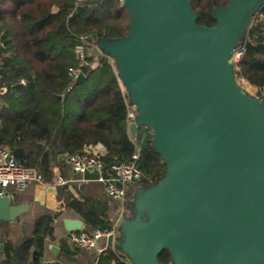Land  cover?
I'll use <instances>...</instances> for the list:
<instances>
[{"label": "water", "instance_id": "1", "mask_svg": "<svg viewBox=\"0 0 264 264\" xmlns=\"http://www.w3.org/2000/svg\"><path fill=\"white\" fill-rule=\"evenodd\" d=\"M121 2L128 33L98 38L92 52L112 61L136 111L130 135L151 129L166 169L160 181L136 185L109 245L130 264H164V250L167 264H264V100L236 74L264 0L215 6L212 26L199 22L191 0ZM31 207L0 197V222ZM64 225L81 231L84 222Z\"/></svg>", "mask_w": 264, "mask_h": 264}, {"label": "trees", "instance_id": "2", "mask_svg": "<svg viewBox=\"0 0 264 264\" xmlns=\"http://www.w3.org/2000/svg\"><path fill=\"white\" fill-rule=\"evenodd\" d=\"M191 1L199 22L212 26V8L229 0ZM129 25L130 15L121 0H0V150H10L19 164L36 167L45 182L53 183L56 166L62 169L60 175L68 177L66 160H59L62 154L101 143L107 148L102 160L110 167L129 161L140 147L141 183L160 181L166 164L151 146V129L136 140L130 135L128 98L114 64L107 56L89 51L87 60L93 64L80 66L76 55L83 37L93 43L100 37H121L128 33ZM239 52L237 78L263 88L264 7ZM77 68L86 75L82 82L70 74ZM57 191L66 210L84 222L81 231L91 235L114 227L108 196L94 198L85 189L76 197L67 185H58ZM13 197L19 204L18 192ZM63 215L61 211L37 212L20 228L19 244L7 233L0 250L2 263L40 264L39 257L48 240L55 238L56 221L62 223ZM20 221L10 234L17 231ZM60 244L64 253H70L64 238ZM100 258L108 264H123L112 248ZM169 258L167 250L160 255L164 264Z\"/></svg>", "mask_w": 264, "mask_h": 264}, {"label": "built area", "instance_id": "3", "mask_svg": "<svg viewBox=\"0 0 264 264\" xmlns=\"http://www.w3.org/2000/svg\"><path fill=\"white\" fill-rule=\"evenodd\" d=\"M95 43L91 38L83 37L82 44L77 48L76 55L80 66H89L93 63L88 62V52H92ZM240 56V52L238 57ZM81 69H71L70 74L77 79ZM25 83V80H22ZM256 88V87H255ZM257 96L264 100V87L256 88ZM128 115L127 122L136 116V111L127 101ZM138 134L132 138L137 139ZM106 153L99 149L96 145L85 146L68 157L71 170L76 174L92 175L93 178L88 180L97 181L104 185V190L108 198L120 203L125 207V202L131 197L137 184L141 183L143 172L137 164L140 155V147H137L135 154L129 161L113 164L106 167L102 157ZM43 174L32 166L19 164L17 159L8 149L0 150V197L7 194L12 195L15 192L25 191L32 183H43ZM49 187L58 185H66L68 181L62 176L55 178L53 183L46 182ZM117 235V224L111 230H96L91 235L83 231H72L69 233V241L71 244L80 249L95 251L97 254L94 264H108L101 261V254L112 246L108 243L110 236ZM106 241L104 245L101 243ZM114 250V249H113ZM117 252V251H116ZM123 264H130L128 260L121 255Z\"/></svg>", "mask_w": 264, "mask_h": 264}, {"label": "crops", "instance_id": "4", "mask_svg": "<svg viewBox=\"0 0 264 264\" xmlns=\"http://www.w3.org/2000/svg\"><path fill=\"white\" fill-rule=\"evenodd\" d=\"M99 149L107 153V148L103 144H97L96 145ZM66 160L67 164V170H65L66 175L68 177H63L60 175V172L62 169H60L58 166L55 167V172L56 178L58 176H62L68 181L67 187L68 189L72 192V194L76 197L81 196V192L84 191L85 189L88 190V195L94 197V198H102L105 199L107 197L104 186L103 184L97 182V181H92L88 180L90 179L88 175H82V174H76L74 173L70 166L68 159ZM63 161V160H61ZM84 184V185H83ZM58 186L54 187H49L46 182L43 183H32L28 186V188L25 191L18 192L19 197H20V203H32L31 209L21 215L20 217L17 218V220L13 223L10 222H0V250L3 248V243L5 242L7 238V233L9 234V238L11 239L10 233L12 227L15 225V223H18V220L22 219L25 215H29L30 213H34V215L37 212H31L36 206L39 208L38 212H44L46 210L50 211H61L63 212L62 216V223L59 222L58 220L56 221L57 224V230L55 233V238L53 240H48L47 246L45 253L42 257H39V263L40 264H94L96 261L97 254L95 251H89L85 249H80L78 251V248L74 247L71 242L69 241V231L66 232V228L64 225V220L67 218L71 219H79L75 213L72 210H69L64 207V203L62 200L58 198V191H57ZM14 194V193H13ZM13 194L11 195L13 197ZM22 197L24 199H22ZM14 198V197H13ZM17 203V201H15ZM111 204V218L114 221L115 224H117V218L118 214H123L122 210L126 209L122 204L120 203H115L110 200ZM115 204H119L121 208L117 210L116 214L113 215L112 210L113 206ZM22 229V228H21ZM64 238L69 247H70V253H64L61 250V244L60 240ZM13 242L15 244H19L20 241H16L13 239ZM103 245L107 243L106 241L101 242ZM53 248H56L55 251H53ZM96 256V257H95ZM0 264H3L2 261L0 260Z\"/></svg>", "mask_w": 264, "mask_h": 264}, {"label": "rangeland", "instance_id": "5", "mask_svg": "<svg viewBox=\"0 0 264 264\" xmlns=\"http://www.w3.org/2000/svg\"><path fill=\"white\" fill-rule=\"evenodd\" d=\"M240 58L237 57L236 58V62L239 60ZM111 61V60H110ZM112 62V61H111ZM239 80V79H238ZM240 84L251 94L257 96V89L250 85L247 81H244V80H239ZM148 128H140L137 132V134H142L144 133V135L146 134V131H147ZM150 132V131H149ZM22 199H24L22 197ZM121 208V206L119 204H115L113 206V210H112V213L113 215H115L117 212V210H119ZM39 211V208L36 206V208H34L31 212H38ZM125 213H128L127 211ZM34 216V213H30L29 215H25L19 225H17V231L16 232H13V234H10V236L12 237V239L16 240V241H19V237H20V228L21 227H24V225H27L30 221H31V218Z\"/></svg>", "mask_w": 264, "mask_h": 264}, {"label": "flooded vegetation", "instance_id": "6", "mask_svg": "<svg viewBox=\"0 0 264 264\" xmlns=\"http://www.w3.org/2000/svg\"><path fill=\"white\" fill-rule=\"evenodd\" d=\"M126 211H127L126 209L122 210V212H126Z\"/></svg>", "mask_w": 264, "mask_h": 264}]
</instances>
